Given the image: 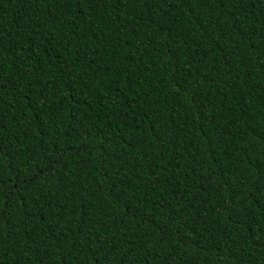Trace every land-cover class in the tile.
Returning a JSON list of instances; mask_svg holds the SVG:
<instances>
[{
  "label": "trees",
  "instance_id": "trees-1",
  "mask_svg": "<svg viewBox=\"0 0 264 264\" xmlns=\"http://www.w3.org/2000/svg\"><path fill=\"white\" fill-rule=\"evenodd\" d=\"M0 264H264V0H0Z\"/></svg>",
  "mask_w": 264,
  "mask_h": 264
}]
</instances>
